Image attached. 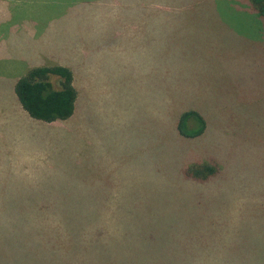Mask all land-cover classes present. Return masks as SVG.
I'll list each match as a JSON object with an SVG mask.
<instances>
[{
  "label": "rangeland",
  "instance_id": "obj_1",
  "mask_svg": "<svg viewBox=\"0 0 264 264\" xmlns=\"http://www.w3.org/2000/svg\"><path fill=\"white\" fill-rule=\"evenodd\" d=\"M0 7V264H264V21L247 0ZM42 65L73 73L66 119L14 114ZM191 109L206 129L184 137ZM197 161L221 170L186 177Z\"/></svg>",
  "mask_w": 264,
  "mask_h": 264
},
{
  "label": "trees",
  "instance_id": "obj_2",
  "mask_svg": "<svg viewBox=\"0 0 264 264\" xmlns=\"http://www.w3.org/2000/svg\"><path fill=\"white\" fill-rule=\"evenodd\" d=\"M252 10L264 21V0H247ZM51 78L58 80L54 87ZM73 73L63 65H43L30 68L15 83V93L28 115L43 121L66 119L72 115L77 97ZM206 129L205 118L191 109L180 114L177 130L184 137L200 136ZM221 170L220 164L197 161L184 168V175L193 180L205 181Z\"/></svg>",
  "mask_w": 264,
  "mask_h": 264
},
{
  "label": "crops",
  "instance_id": "obj_3",
  "mask_svg": "<svg viewBox=\"0 0 264 264\" xmlns=\"http://www.w3.org/2000/svg\"><path fill=\"white\" fill-rule=\"evenodd\" d=\"M4 10L0 7V12H3ZM6 23V18L4 19V21H2V22H0V39H2L3 37H4V35H5V28L3 29V28H1V26L3 25V24H5ZM43 66V65H42ZM18 99V98H17ZM4 105H6L5 103H3ZM9 106L11 107V105L9 104ZM13 109H16L17 110V112H15L14 111V114H20V112H22L23 113V111L25 110L22 106H21V104L16 100V98L14 97V106H13ZM24 112H26V110L24 111ZM24 114V113H23ZM27 115H28V113L26 112V114L25 115H23L25 118L27 117ZM30 116V115H29ZM31 117V116H30ZM26 120H27V118H26Z\"/></svg>",
  "mask_w": 264,
  "mask_h": 264
}]
</instances>
